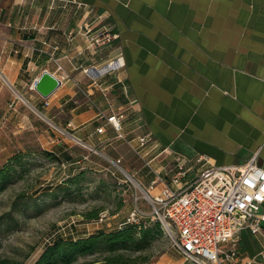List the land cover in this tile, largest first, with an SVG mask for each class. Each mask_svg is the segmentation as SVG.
<instances>
[{"label":"crops","instance_id":"1","mask_svg":"<svg viewBox=\"0 0 264 264\" xmlns=\"http://www.w3.org/2000/svg\"><path fill=\"white\" fill-rule=\"evenodd\" d=\"M117 58L96 80L84 72ZM45 70L68 77L47 99L28 87ZM30 112L119 157L128 146L106 118L123 112L127 139H151L129 170L152 195L174 187L178 163L179 185L191 180L203 156L220 166L257 153L264 167V0H0V126ZM236 250L234 264L264 256V226Z\"/></svg>","mask_w":264,"mask_h":264},{"label":"rangeland","instance_id":"2","mask_svg":"<svg viewBox=\"0 0 264 264\" xmlns=\"http://www.w3.org/2000/svg\"><path fill=\"white\" fill-rule=\"evenodd\" d=\"M55 66L56 71H62V65L60 70L57 64ZM32 83L33 80L28 82L29 88ZM14 91L15 95H18V91ZM14 118L11 123L0 126V165L18 151L44 150L53 153L56 160L41 159L39 156L34 158L36 165L32 170L0 196V216L10 211L9 208L17 194H25L28 198L36 197L42 202V211L30 210L26 215H16L18 219L12 223L11 228L0 229L1 259H9L16 264H33L44 246L49 244L48 241L117 228L127 222L136 206L148 214L141 218L140 222L154 219L151 206L142 197V186L138 185L133 172L129 170L139 168L143 161L129 150L130 148L125 147L126 153L120 157L115 151L103 155L89 150L83 145L84 142L79 144L71 137L65 138L64 141L62 138H56L64 136L58 132L59 126L50 123V127L32 112L23 126L18 124V114ZM70 133L73 134L72 131H69ZM53 139L59 143H51ZM67 155L70 159L68 161ZM117 158H121L123 172L116 170L112 164ZM79 172H83L85 181L81 182L79 190L70 184L72 194L66 197L65 188L69 186L66 181ZM126 175L132 177V181L127 180ZM49 189L58 193L57 199H45L52 195ZM136 197L139 198L137 203ZM92 210H102L100 213H105L102 221L85 219L84 214ZM154 244L142 255L150 257L151 260L147 264H196L185 261L177 253L171 234L164 233ZM84 261L104 264L100 256L80 260Z\"/></svg>","mask_w":264,"mask_h":264},{"label":"built area","instance_id":"3","mask_svg":"<svg viewBox=\"0 0 264 264\" xmlns=\"http://www.w3.org/2000/svg\"><path fill=\"white\" fill-rule=\"evenodd\" d=\"M100 35H98L99 37ZM58 65V70L61 66ZM124 66L122 58L112 60L101 68H88L84 72L94 80ZM105 70L100 71V69ZM56 76V75H55ZM57 78V77H56ZM68 77H61L62 80ZM38 78L33 80V89ZM92 106H95L91 102ZM97 107V106H95ZM102 115V114H101ZM123 112L113 113L106 123L125 140L128 148L142 160L144 150L149 145V136L127 139L122 133ZM66 138L83 144L78 138L57 128ZM98 134L105 132V126L96 129ZM85 147L86 145L83 144ZM91 151L95 148L87 147ZM150 160L145 166L151 169ZM201 171L179 185V177L186 175L183 165L178 163L179 175L171 181L174 187L164 185L157 195H152L143 187V199L151 206V221H159L165 234L172 235L175 249L185 261L196 264L237 263L239 256L236 246L243 232L251 235L262 234L264 226V167L257 163V153L242 164L212 165L206 158L200 157ZM116 170L123 172L121 158L112 162ZM132 181V177L126 175ZM161 179V178H160ZM162 181V179L160 180ZM126 182V181H124ZM121 183V182H119ZM138 183V182H137ZM139 186L140 183H138ZM136 197V203L138 202ZM146 212L136 206L127 219V223L138 224ZM105 213H100L96 221H102ZM50 243V241H48ZM246 264H264V256L251 259Z\"/></svg>","mask_w":264,"mask_h":264},{"label":"trees","instance_id":"4","mask_svg":"<svg viewBox=\"0 0 264 264\" xmlns=\"http://www.w3.org/2000/svg\"><path fill=\"white\" fill-rule=\"evenodd\" d=\"M38 156L41 159L56 160L53 153L44 150L18 151L10 155L0 165V196L32 170L33 166L36 165L34 158L37 159ZM66 159L68 161V155ZM82 173L79 172L66 181L69 184L65 188L67 195L65 192L61 193L69 197L72 194L70 184L75 185L76 190H79L81 182L86 179ZM49 191L52 195L47 196L45 194L44 196H47L45 199L58 198V193H54L51 189ZM41 205L42 202L36 197L28 198L25 194H17L9 208L10 211L0 216V229L8 230L11 228L12 223L18 219L16 215H26L30 210L42 211ZM101 211L86 212L84 217L86 220L96 222ZM163 235L164 232L159 221H142L138 224L124 222L117 228L98 230L89 233L87 236L54 239L44 246L33 264H92L86 261L80 262V260L88 257L95 258L96 256H100L104 264H147L151 260L150 257L142 255L148 252ZM0 264L16 263L6 258H0Z\"/></svg>","mask_w":264,"mask_h":264},{"label":"water","instance_id":"5","mask_svg":"<svg viewBox=\"0 0 264 264\" xmlns=\"http://www.w3.org/2000/svg\"><path fill=\"white\" fill-rule=\"evenodd\" d=\"M61 85L60 80L48 71H43L38 78L34 90L44 99L52 95Z\"/></svg>","mask_w":264,"mask_h":264},{"label":"bare ground","instance_id":"6","mask_svg":"<svg viewBox=\"0 0 264 264\" xmlns=\"http://www.w3.org/2000/svg\"><path fill=\"white\" fill-rule=\"evenodd\" d=\"M103 70H105V68H103V69H100V71H103Z\"/></svg>","mask_w":264,"mask_h":264}]
</instances>
